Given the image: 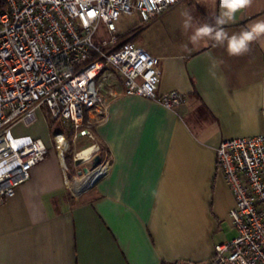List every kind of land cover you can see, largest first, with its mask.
Masks as SVG:
<instances>
[{
	"label": "crops",
	"instance_id": "obj_1",
	"mask_svg": "<svg viewBox=\"0 0 264 264\" xmlns=\"http://www.w3.org/2000/svg\"><path fill=\"white\" fill-rule=\"evenodd\" d=\"M197 12L196 20L158 17L138 40L160 57L158 91L180 90L186 101L172 110L138 94L113 99L95 127L110 166L80 199L48 115L38 111L27 134L51 153L0 204V264H212L215 246L230 238L235 205L217 148L264 133V31H255L264 26V0L245 7L199 0ZM203 13L221 26L215 43Z\"/></svg>",
	"mask_w": 264,
	"mask_h": 264
},
{
	"label": "built area",
	"instance_id": "obj_2",
	"mask_svg": "<svg viewBox=\"0 0 264 264\" xmlns=\"http://www.w3.org/2000/svg\"><path fill=\"white\" fill-rule=\"evenodd\" d=\"M5 1L7 9L0 12V204L50 156L45 140L15 131L21 123H34L43 106L66 129H75L76 140L96 138L94 125L120 95L138 94L172 110L186 101L180 90L158 91L160 57L139 43H119L117 27L123 14H137L148 24L182 0ZM219 5L232 7V0ZM53 139L68 182L67 132L58 130ZM80 153V160L91 157ZM109 166L106 159L88 169L86 182L93 177L97 184ZM217 167L234 194L230 217L237 234L215 246L212 264H264V133L221 141Z\"/></svg>",
	"mask_w": 264,
	"mask_h": 264
},
{
	"label": "rangeland",
	"instance_id": "obj_3",
	"mask_svg": "<svg viewBox=\"0 0 264 264\" xmlns=\"http://www.w3.org/2000/svg\"><path fill=\"white\" fill-rule=\"evenodd\" d=\"M198 1L199 0H182V2L177 7H174L166 11L165 13H163L161 16H159V19H157L156 21L160 20L162 16H166V15H172V16L185 15L190 20L192 19L196 20V18H198V12H197V2ZM141 25L143 24L140 21L139 16L137 14H133V15L123 14L117 21L118 34L125 33L132 27H137ZM104 36L107 37V34H105ZM41 111L43 112L45 116L48 115V111L45 106L41 108ZM56 125L61 127L59 122L58 124L57 122H54L53 126L55 127ZM34 126H35L34 123H31L29 125L21 123L16 126L15 131L16 133H29L33 131ZM53 130L54 129L51 126L50 132H51L52 139L54 137ZM67 136L70 142V148L65 152V163L68 167V169L66 170L68 174V179H69L68 186L70 190H72L73 196L77 197V199H80L82 195L77 196L76 191H75L76 184L79 186L82 184L83 185L85 184L88 178L86 177V174H87V172L85 171L86 168H88L91 171L99 165V163L97 162V160L99 159L97 152H100L103 155V159L106 158L105 156L106 154H105V150H103V145L98 141L97 138L92 139L88 137L87 138L79 137L75 140L74 138L72 139L73 135L69 134ZM53 143H54V140H53ZM91 146L95 147V148H92L93 150L89 155L91 157L87 160H83V159L80 160L78 157V154L82 152L83 150L90 148ZM226 231L229 232V237H230L229 240L234 238L237 234L236 228L234 226L228 225L226 227Z\"/></svg>",
	"mask_w": 264,
	"mask_h": 264
},
{
	"label": "trees",
	"instance_id": "obj_4",
	"mask_svg": "<svg viewBox=\"0 0 264 264\" xmlns=\"http://www.w3.org/2000/svg\"><path fill=\"white\" fill-rule=\"evenodd\" d=\"M7 9V3L5 0H0V12L4 11ZM204 15V19H205V22L213 28L214 30V37H213V40H212V43H215L217 40H218V37H219V29H220V25L218 23V19L213 17V16H210L208 15L207 13H203ZM143 24V23H142ZM146 24H143L141 26H137V27H132L131 29H129L127 32L125 33H120L118 34V42L121 43V42H124V41H132V42H136L138 43V40L139 38L141 37L142 33H143V30L145 28ZM48 119H49V123H50V127L52 126V128L54 129V133L58 130H65L67 132V135L71 134L74 136V133H75V129L71 126H69L67 129L62 126L61 124V127L60 126H53L54 122H57L55 119H53L51 117V115L49 114L48 112ZM58 124V122H57ZM81 130V128H80ZM93 131L95 133V125L93 127ZM96 135V134H95ZM73 136H72V139H73ZM103 150H106L105 146L103 145ZM71 162V160H70Z\"/></svg>",
	"mask_w": 264,
	"mask_h": 264
},
{
	"label": "bare ground",
	"instance_id": "obj_5",
	"mask_svg": "<svg viewBox=\"0 0 264 264\" xmlns=\"http://www.w3.org/2000/svg\"><path fill=\"white\" fill-rule=\"evenodd\" d=\"M92 147V146H91ZM87 148V149H85V150H83L81 153H80V155L83 157V158H87L88 157V155L92 152V148ZM92 171V170H91ZM93 180H94V178L92 177V178H90V179H88V181L87 182H85V184L83 185H77L76 184V187H75V191H76V194L77 195H79V194H81L82 192H80V193H77L78 191H80V190H82V189H85V188H88L89 186H91V184L93 183ZM76 182V181H75Z\"/></svg>",
	"mask_w": 264,
	"mask_h": 264
},
{
	"label": "clouds",
	"instance_id": "obj_6",
	"mask_svg": "<svg viewBox=\"0 0 264 264\" xmlns=\"http://www.w3.org/2000/svg\"><path fill=\"white\" fill-rule=\"evenodd\" d=\"M236 5H232V7H235ZM210 31V29H208V28H204V29H202L201 30V34H206V33H208ZM255 31H257V32H260V31H264V26H260V27H258L257 29H255ZM252 38V36H251V34H248V35H246L245 37H244V40H249V39H251ZM194 39H195V37H194ZM240 44L242 45L243 44V40H241V42H240ZM240 45H237V44H233V49H236V48H238Z\"/></svg>",
	"mask_w": 264,
	"mask_h": 264
},
{
	"label": "snow or ice",
	"instance_id": "obj_7",
	"mask_svg": "<svg viewBox=\"0 0 264 264\" xmlns=\"http://www.w3.org/2000/svg\"><path fill=\"white\" fill-rule=\"evenodd\" d=\"M243 3H244V0H232V5H240Z\"/></svg>",
	"mask_w": 264,
	"mask_h": 264
},
{
	"label": "water",
	"instance_id": "obj_8",
	"mask_svg": "<svg viewBox=\"0 0 264 264\" xmlns=\"http://www.w3.org/2000/svg\"><path fill=\"white\" fill-rule=\"evenodd\" d=\"M85 171L88 172V168H86Z\"/></svg>",
	"mask_w": 264,
	"mask_h": 264
}]
</instances>
